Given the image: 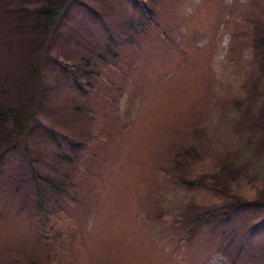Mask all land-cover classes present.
Instances as JSON below:
<instances>
[{
	"label": "rangeland",
	"instance_id": "1",
	"mask_svg": "<svg viewBox=\"0 0 264 264\" xmlns=\"http://www.w3.org/2000/svg\"><path fill=\"white\" fill-rule=\"evenodd\" d=\"M19 1L40 3L0 8ZM141 1L70 6L56 46L77 79L46 60L34 119L0 141V264H264V0ZM215 169L229 191L174 181ZM230 191L249 203L182 241Z\"/></svg>",
	"mask_w": 264,
	"mask_h": 264
},
{
	"label": "trees",
	"instance_id": "2",
	"mask_svg": "<svg viewBox=\"0 0 264 264\" xmlns=\"http://www.w3.org/2000/svg\"><path fill=\"white\" fill-rule=\"evenodd\" d=\"M39 1L40 3L34 6H26L19 1V4L8 3L0 8V13L3 16H9L13 21V25L9 26L7 30L17 36L14 40L15 43L18 44L24 41L23 44L17 45L20 49L13 56L3 62V65L0 63V141L6 144L5 147L11 145V142L16 136H10L8 133L4 134L7 130L6 126L9 123L14 130L19 131L18 135H20L23 125L21 120L30 119L29 122H31L34 119L35 106H38L41 103L39 101L42 99L45 74L43 75L41 69L45 68L44 64L46 60L53 61V65L55 66L58 64L62 65L65 70L71 71L74 80L77 79L76 67L70 65L68 60L61 55V49L56 46V42L61 35L59 27L63 25L65 17L68 16L69 8L75 0ZM130 2H133L132 4L134 6H136L135 4H143L141 0H130ZM142 10L144 11L143 8ZM10 11H14L16 14L12 15ZM87 12L89 13V11ZM149 13L150 10L147 8L145 16L149 18V21H152ZM257 27L259 28L256 39L262 42L264 41V26ZM24 33L28 37L19 38ZM4 44L7 43H0V47ZM81 67L84 69L85 66L83 64L79 65L77 71H82ZM8 80L13 81V86L7 84ZM21 80L23 83L18 84ZM78 85L81 86L80 84ZM11 89H13V92H11ZM20 91L29 92L23 98L19 99L18 92ZM9 94L10 98L15 95V98L12 99L13 105L6 103ZM184 152L187 153L185 150ZM183 172L184 170L182 169L180 173L183 174ZM211 172L212 174L210 176L196 179H188L178 173L174 181L180 186L183 185L184 187L193 189H196V187H207L208 189L221 188L224 191H229L228 187L224 185L228 181L222 179L219 169ZM44 181L46 183V190L48 192L52 190L51 195H54L55 191L61 190L60 184H56L57 181L53 180V178H45ZM228 193V202L222 204L218 211L212 208L187 214L183 218L186 222L190 221L195 225L194 228L185 232L182 241L187 244L192 243L191 239L195 237L196 230L207 223L213 217L212 215L214 213H218L222 218L227 219L231 212L249 203V199L243 198L235 191ZM38 197L41 199V196ZM40 201L45 202V199H41ZM42 208L45 209V206L43 205ZM57 209H60L59 205H57ZM41 236H43V233L40 234Z\"/></svg>",
	"mask_w": 264,
	"mask_h": 264
}]
</instances>
